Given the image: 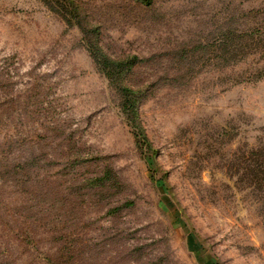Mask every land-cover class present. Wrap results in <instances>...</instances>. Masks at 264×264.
Instances as JSON below:
<instances>
[{
  "label": "rangeland",
  "instance_id": "374dc122",
  "mask_svg": "<svg viewBox=\"0 0 264 264\" xmlns=\"http://www.w3.org/2000/svg\"><path fill=\"white\" fill-rule=\"evenodd\" d=\"M81 2L137 127L76 26L0 0V264H264V0Z\"/></svg>",
  "mask_w": 264,
  "mask_h": 264
},
{
  "label": "trees",
  "instance_id": "16d2710c",
  "mask_svg": "<svg viewBox=\"0 0 264 264\" xmlns=\"http://www.w3.org/2000/svg\"><path fill=\"white\" fill-rule=\"evenodd\" d=\"M140 4L150 6L154 0H134ZM44 3L50 8L51 11L60 15L68 27L76 26L81 34L85 48L90 53L94 64L98 70L106 77L111 86L118 92L120 97V107L123 113L126 115L128 123L130 122L135 126L136 121L133 124L132 117L136 113L138 105L142 101V90L134 89L130 86L123 84V76L127 71V66L131 63L126 60L110 58L99 46L95 35L98 34V27L92 26L88 21V15L82 13V2L81 0H44ZM97 29V30H96ZM137 127V126H135ZM64 139L70 141L71 144H63L64 139L60 137V134L53 135L49 142H47L50 153L52 154L51 159L47 162L51 163V166L56 169L63 165L73 171H79L84 169L81 165L80 154L78 146L76 145L74 137L64 134ZM63 148L68 151L64 154ZM53 150L56 152V157L53 155ZM60 150V151H59ZM43 155L46 154L44 153ZM44 157V158H45ZM59 160L62 164H59ZM110 172V173H109ZM113 172L108 171L104 173V176H97L93 179L94 186L99 189L104 186L107 180H111ZM78 183V182H76Z\"/></svg>",
  "mask_w": 264,
  "mask_h": 264
}]
</instances>
